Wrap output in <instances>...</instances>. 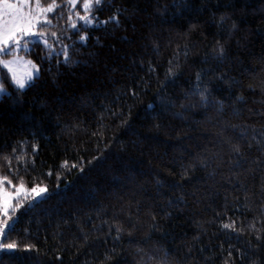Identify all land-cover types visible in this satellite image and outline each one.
I'll return each mask as SVG.
<instances>
[{
	"label": "trees",
	"instance_id": "16d2710c",
	"mask_svg": "<svg viewBox=\"0 0 264 264\" xmlns=\"http://www.w3.org/2000/svg\"><path fill=\"white\" fill-rule=\"evenodd\" d=\"M113 13L119 24L78 21L73 32L67 7L56 9L50 31L72 45L70 62L41 59L42 46L25 53L40 65L25 90L2 70L12 95L0 99V171L14 177L19 168L48 195L7 231L4 243L20 246L2 250L0 264H102L114 247L121 255L112 264H160L166 254L168 264H224L228 251L236 264H264L256 237L264 236V164L252 163L264 161V0H104L98 19ZM83 32L86 44L77 40ZM217 41L222 61L212 55ZM198 72L210 88L207 106L198 93L185 97ZM24 149L27 172L15 158ZM193 164L182 179L181 166ZM230 220L245 230L222 228Z\"/></svg>",
	"mask_w": 264,
	"mask_h": 264
},
{
	"label": "snow or ice",
	"instance_id": "6c2138e0",
	"mask_svg": "<svg viewBox=\"0 0 264 264\" xmlns=\"http://www.w3.org/2000/svg\"><path fill=\"white\" fill-rule=\"evenodd\" d=\"M104 0H61L60 3H57V0H50L49 3L44 4L42 0H0V67L6 69L10 74L11 82L17 90H23L26 87L34 84L35 80L39 78L40 75V65L37 64L32 59H27L15 53L20 52L21 50L25 52H32L35 47L42 46L44 49V55L41 57L43 60L52 61L56 57H62V59H56V63L68 64L71 60V53L69 49L72 45L64 44L60 38V35L57 32L50 31V28L53 24L52 19H50L49 14L54 13V10L66 6L68 9V21H70L69 27L75 31H79L78 21L82 22L85 26H92L97 23L107 24L110 21H114L119 24V18L116 13H113L112 16L108 17L106 20L100 21L98 19V13L103 6ZM78 6L81 10H77ZM63 15V13H61ZM223 19V16L221 17ZM235 27V25H233ZM67 39H71V36H67ZM55 40L56 43L60 44V47H56V43L52 41ZM77 40L81 43H87L88 32L81 33ZM226 54V49L223 43L217 41V47L213 49L212 55L216 60L222 61ZM11 56L10 59H3L4 56ZM207 62V61H206ZM171 65V62H170ZM21 66H25L23 72L19 71ZM176 68L178 65L173 67L170 66L167 69L166 79L174 77L176 75ZM151 70H154L151 69ZM220 80H223L224 77L220 74H217V77ZM201 74L198 72L196 74L197 83L192 92L185 93V97L195 95L198 93L200 97L201 104L207 106L209 103L208 96L210 95V88L207 83L201 86ZM164 82L161 81V84ZM134 95L137 93L133 92ZM8 95L11 96L12 93L8 91L5 87V84L0 81V97ZM239 98V97H238ZM161 104L165 107L171 105L175 107V101L169 100L167 97H160ZM220 104H223V101H219ZM182 107H186L183 103ZM195 107V105H188ZM149 108L152 105L148 106ZM123 123V122H122ZM159 127V124L155 125ZM231 127L236 128V125H231ZM243 133H247V129H241ZM253 139H255V133L253 134ZM21 145L24 144V141L20 142ZM251 147V143H249ZM37 145L33 144L32 148L35 150ZM232 151L237 154V159L232 161V164L239 168L241 167V158H243V151L239 143L231 145ZM264 150V149H262ZM12 152L16 153L17 149L12 148ZM28 152L26 149L22 150V153L16 155L18 161L24 162L25 172H27V160ZM3 161L6 163L9 169H12V156L3 154ZM31 159V157H29ZM31 162L34 164L35 160L31 159ZM199 163L202 166L207 167L208 161L201 160ZM252 163L257 166L264 164V161H261L257 158ZM64 165H68V161H63ZM5 165L0 164V169ZM76 165L73 164L72 167ZM196 165H189L188 167H182L180 173L181 178L189 177L190 172L189 168L194 169ZM252 170L251 168L249 169ZM15 176L8 173L0 171V250L16 249L20 245L17 241L9 240L8 243H4L5 239H8L6 233L7 231L13 230L12 225V214L16 212L17 209H20L27 199L29 194H38L46 191V187H42L39 183L35 181L32 182L29 187L25 175L21 174L20 169L16 168L14 170ZM49 171V175H51ZM175 174V173H173ZM59 176L60 173H57ZM158 184H162L163 181L157 180ZM173 191L180 190L181 194L177 202H183L185 194L183 192V184L177 183L172 185ZM195 195V193H192ZM32 205L30 204L29 207ZM221 226L224 229H231L235 232H242L245 229L243 227L237 228L236 221L230 220L229 222L221 221ZM251 228H255L253 223ZM112 227L109 226V233L112 231ZM124 231L122 225H117L115 228L116 237L115 239L120 238V234ZM256 237L258 241L264 242V236H261L260 231L256 232ZM87 239V237H85ZM259 245H254L257 247ZM232 247L231 245L229 246ZM24 249L35 248L34 245L24 244ZM38 251V250H37ZM239 252V259H244V253L237 249ZM105 260L102 261V264H112L114 258L121 255L120 252L114 247L110 252H105ZM160 264H168L167 254L164 258L161 259ZM224 264H236V258L233 256L232 251H228L227 257L224 260Z\"/></svg>",
	"mask_w": 264,
	"mask_h": 264
},
{
	"label": "rangeland",
	"instance_id": "374dc122",
	"mask_svg": "<svg viewBox=\"0 0 264 264\" xmlns=\"http://www.w3.org/2000/svg\"><path fill=\"white\" fill-rule=\"evenodd\" d=\"M81 2H82V0H81ZM77 10H81V11H82V9H80L79 6H78V9H77ZM54 11H55V10H54ZM51 14H52V13L49 14V17H50ZM80 23H82V22H80ZM25 53H27V52L21 50L20 52L15 53V55H19V56H21V57H25V58H27V59H30V58L26 57ZM10 58H11L10 55H9V56H4V57H3V59H10ZM2 70L7 71L6 69H3L2 67H0V81H2V75H1ZM24 70H25V66H21V68L19 69V71H21V72H23ZM26 88H27V87H26ZM26 88H25V89H26ZM25 89H23V90H25ZM1 98H2V97H0V99H1ZM47 195H48L47 190H46L45 192H43V193H39V192H38V194H29L28 197H27V199L25 200L24 205H23L20 209H17L16 212H15L14 214H12V220H11L12 224L14 223V221H15L20 215H22L24 212H26L28 209L31 208V207H29L30 204L33 205L34 202H35L36 200H39V199H41V198H43V197H45V196H47ZM1 251H2V250H0V254H1Z\"/></svg>",
	"mask_w": 264,
	"mask_h": 264
}]
</instances>
